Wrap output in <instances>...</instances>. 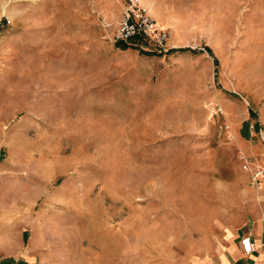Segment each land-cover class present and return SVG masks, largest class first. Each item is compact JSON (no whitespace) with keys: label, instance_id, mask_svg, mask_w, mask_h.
Masks as SVG:
<instances>
[{"label":"rangeland","instance_id":"rangeland-1","mask_svg":"<svg viewBox=\"0 0 264 264\" xmlns=\"http://www.w3.org/2000/svg\"><path fill=\"white\" fill-rule=\"evenodd\" d=\"M0 0V232L25 264H193L264 164V0ZM227 125V127L225 126ZM23 249V250H22Z\"/></svg>","mask_w":264,"mask_h":264},{"label":"crops","instance_id":"crops-1","mask_svg":"<svg viewBox=\"0 0 264 264\" xmlns=\"http://www.w3.org/2000/svg\"><path fill=\"white\" fill-rule=\"evenodd\" d=\"M247 183L244 217L225 223L218 220L216 246L205 256L193 260V264H264V189H255L248 179ZM243 234H247L253 244L247 253L241 250L239 243ZM20 247L21 243L8 238L6 231L0 232V264H25L26 256L22 251L18 257L9 258L8 253Z\"/></svg>","mask_w":264,"mask_h":264},{"label":"built area","instance_id":"built-area-1","mask_svg":"<svg viewBox=\"0 0 264 264\" xmlns=\"http://www.w3.org/2000/svg\"><path fill=\"white\" fill-rule=\"evenodd\" d=\"M139 36L149 40L154 49L161 53L176 46L172 42L170 29L154 19L146 3L142 0H124L119 18L110 32V38L113 41H128ZM225 126L227 127L226 124ZM237 157L241 169L247 173L249 183L255 189H264V164L241 151L238 152ZM239 243L245 253L253 248L247 234L239 237Z\"/></svg>","mask_w":264,"mask_h":264},{"label":"bare ground","instance_id":"bare-ground-1","mask_svg":"<svg viewBox=\"0 0 264 264\" xmlns=\"http://www.w3.org/2000/svg\"><path fill=\"white\" fill-rule=\"evenodd\" d=\"M149 10H150V7L148 6Z\"/></svg>","mask_w":264,"mask_h":264},{"label":"snow or ice","instance_id":"snow-or-ice-1","mask_svg":"<svg viewBox=\"0 0 264 264\" xmlns=\"http://www.w3.org/2000/svg\"><path fill=\"white\" fill-rule=\"evenodd\" d=\"M245 243H247V242H245Z\"/></svg>","mask_w":264,"mask_h":264}]
</instances>
